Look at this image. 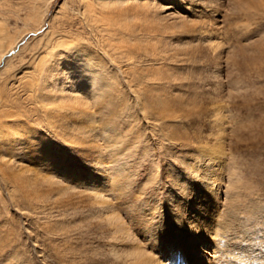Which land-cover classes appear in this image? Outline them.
<instances>
[{"label": "rangeland", "instance_id": "obj_1", "mask_svg": "<svg viewBox=\"0 0 264 264\" xmlns=\"http://www.w3.org/2000/svg\"><path fill=\"white\" fill-rule=\"evenodd\" d=\"M33 1L42 11L45 0H0L9 36L19 37L10 66V54L0 63V127H7L0 138V264H131L117 253L135 244L161 258L166 204L183 207L205 180L220 262L264 264V237L252 232L262 230L263 221L254 223L264 207V0H142L144 9L133 7L142 12L135 60L108 54L117 35L91 42L97 67L107 63L101 80L113 84L100 97L89 85L84 137L63 131L69 116L49 127L40 108L46 34L65 0H52L36 31L28 17ZM71 72L59 74L49 94L79 91L81 74ZM206 144L222 145L223 155L206 159ZM97 194L109 201L104 209ZM240 215L250 240L233 230L231 219ZM244 242L257 246L258 258L234 250Z\"/></svg>", "mask_w": 264, "mask_h": 264}, {"label": "bare ground", "instance_id": "obj_2", "mask_svg": "<svg viewBox=\"0 0 264 264\" xmlns=\"http://www.w3.org/2000/svg\"><path fill=\"white\" fill-rule=\"evenodd\" d=\"M51 2L52 0H45L44 2L45 4L43 6L42 11L40 10V8L38 9L37 6L35 5L36 1L35 2L33 1L31 3L32 10L30 11L28 17H29V20L31 21L33 20L35 26L36 25L39 26V27L33 26L34 27L33 29L35 31L38 30L40 27H43L45 16L49 11V8H50L49 5ZM145 5L146 4L143 3L142 0H65L64 1L63 5L60 7V10H59V13L62 15L60 16V18H58L59 20L57 19L56 21L55 19L53 23L50 24V30L46 34L47 36L46 37L47 38L46 47L47 48L43 56V60H42L43 64L40 66V70H39L40 72L39 81H38V84L36 85L40 92L39 94L40 104H41L40 108L43 111L44 118L47 121V124L49 125V127L51 126L52 128L56 129L57 126L55 124V120L60 119L61 116L62 117L69 116L70 121H68L65 124L63 131L66 130V131H69L70 133L77 132L79 134L78 135L79 137L85 136L84 133H86V131L83 129V126H81V124H82V121H84V114L85 115L88 114L86 111V108H84L87 104L86 102L83 103V101L87 97H89L88 92H87L89 85L93 84L94 87L100 88V91L97 94V96L100 97V95H104L105 93H108L109 91L108 87L113 84V82L110 79H109L110 84H106L104 83V80H101L103 78L100 77V74L102 73V71L107 70V63L105 62V59H104V61L102 62L100 61L102 64L98 65L97 67V64L94 63L95 54L97 52L94 53L93 51L90 50L91 42L93 40L96 41L98 39V43L102 45L104 43L102 42L103 38L105 37L112 38L115 35H117L119 44L118 43L115 44L117 42L116 40H115L116 42L114 41L110 42V47H109L110 50L108 54L110 53V51L117 50V53L121 54L120 56L126 57L129 60H135L137 58L138 53L135 51V47L133 45H135L134 43H136V41L139 39V38H135V36L138 33L135 26L137 25V21L140 19L139 17L140 13L134 10L133 7H135L136 9L142 7V9H144ZM75 12H77V14H75ZM140 16H142V12ZM6 25L7 24L3 20V18H0V63L6 57L7 54H10L12 55V57L9 63L7 64V67H9L10 64L12 63V60L15 59V56H16L15 47L19 41V37L17 36L18 38L12 39V37L9 36V33L6 29ZM144 35L148 36L147 33H145ZM91 38L92 40L89 41ZM92 53H94V55ZM36 54L37 53H35L34 55ZM111 55L114 56L113 54ZM116 57L119 58L118 56ZM70 70H72L73 73L79 72L81 74V83H79L78 85L80 90L73 92L75 96L71 94L67 96V98H63L60 96H57L56 98L55 96H52L54 94H49V92L51 91L49 89L59 87L58 85V83L60 82L59 74L63 72H69ZM89 74H91L93 77H90ZM66 83L67 84L64 85V90L71 91V88L70 87L68 88L67 86L69 85L70 82L69 83L66 82ZM106 85H109V86H106ZM92 117L93 115L90 116V121L93 120ZM4 128H7V127H0V138L2 135L1 131L5 130ZM12 131H13L12 135H15L14 128H10V133H12ZM66 135L70 138L69 136L70 134H66ZM204 149L206 151V157H205L206 159L211 156H215V155L219 156L220 158L221 154L223 153L222 145L215 146V145L206 144V147H204ZM205 166L207 165L205 164ZM20 169L22 168L15 170V175H17L18 177H21V175H23L22 173L23 171H21ZM7 177H11V176H7ZM19 182H22V180ZM182 183H183V179H180V180L178 179L176 181V184H178V186L180 187L182 186ZM206 184H207L206 180L203 181V183L201 184L196 183L194 192L192 193L191 196H189L190 200L186 204H184L183 207H180V205H178L179 204L178 202L177 203L173 202V209L171 210V209H167V204H166V211H164V213L162 214L163 218L160 221V223H158V226H160V229L164 228V230L162 231L166 232V235H164V238H163L165 240L164 242L165 249H163L164 251L162 250L161 252L162 254L161 258L155 256L152 253H149V251L144 250L142 247L137 246L138 244H135L136 246L133 245L134 247L131 246L132 249H129L131 251L124 252L123 254L122 252L118 251L119 252L117 253L118 256L124 257L123 255H125V258L129 260L131 264H223V262H220V259L223 260L221 258V255L220 256L219 254L217 255L218 252L223 253L221 250L222 247L218 249L213 239L214 238L213 233L217 235V231H216L217 230V224H216L217 213H215L217 211H216L215 206L213 205L215 204V201L214 199H211L209 201L206 199L207 197L205 196L207 195V191H208ZM29 185L31 186V184ZM24 189H25V186H24ZM99 191L102 192L101 189ZM208 193L210 192L208 191ZM34 194L32 195V197H34ZM202 199L204 201H202ZM108 202L106 200L104 201L101 195L97 194L96 203L99 206H102L103 209L105 208V206H108L109 204ZM164 202L166 201H163L162 203L164 204ZM170 202L171 201L168 199V203ZM258 208L259 206L256 207L257 209L256 211H259ZM263 208L264 207L262 206L261 212L263 213V215H259V218L261 219L254 223V226H255V225L260 224L261 221H263V224L261 226L262 230L258 231V229L254 227V230L252 231L255 233H259L260 236L262 237H264V210ZM173 210H175L176 212L178 211V213L184 212L186 214L183 217L180 215L176 216L175 214L172 215ZM115 216L116 215L114 213L108 214V218L113 221L112 224L117 225V221L114 219ZM232 219L231 221L234 223L232 225V227L234 228L233 230H235L234 231L235 233H238L237 235L241 237V240L247 241V240H250V237L253 238V235H251V230L249 231L247 228L243 227L244 223H246V219H241V215H240V218L238 217L236 220L234 219V217ZM168 221H170L172 224L169 225ZM109 223H110V220H109ZM118 223L120 224V222ZM109 231H111V229ZM145 231L147 235L149 236L155 233V230L149 227L146 228ZM167 236L169 238H167ZM174 237L176 240H173ZM135 241L136 239H134L133 241L134 243H140L141 240L139 242L138 240L136 242ZM236 247L238 249L234 248V250L237 251V253L240 255L244 254L249 257V255L254 254L255 256L257 255L256 256L257 258L259 257L258 248L256 245H253L252 242L247 243V244L244 242V243H241V245H236ZM226 252L228 253V255L229 254L231 255L232 249H229ZM225 264H231V263H228L227 261V263Z\"/></svg>", "mask_w": 264, "mask_h": 264}]
</instances>
